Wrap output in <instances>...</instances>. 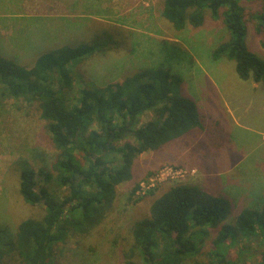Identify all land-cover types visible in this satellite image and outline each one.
<instances>
[{
    "label": "trees",
    "instance_id": "trees-1",
    "mask_svg": "<svg viewBox=\"0 0 264 264\" xmlns=\"http://www.w3.org/2000/svg\"><path fill=\"white\" fill-rule=\"evenodd\" d=\"M242 1L165 0L162 17L176 32L202 27L207 12L214 20L221 19L230 40L213 51V61H232L240 80L264 84V60L248 48V21ZM249 1L261 3L250 23L264 50V0ZM25 30L31 35V28ZM28 37L23 36L21 41L12 38L13 44L26 43ZM100 37H92L91 43L48 45L54 40L49 35L29 52L36 60L31 66L22 65L24 57L2 53L0 42V106L8 99L37 104L40 119L59 152L51 168L55 175L44 168L38 172L24 168L21 172L20 195L30 206L43 205L45 215L21 222L9 250L0 244V264H5L9 252L17 255L20 264H62L61 246L70 236L89 234L103 220L116 188L130 180L140 155L205 131L204 117L194 103L185 102L179 91L174 94L172 80L181 84V79L174 77L181 73L176 67L187 60L190 63V59L183 60L184 50L168 42L161 43L160 56L152 65L129 72L120 82L104 88L86 87L76 103L70 99L78 68L118 47L111 36ZM151 110L157 118L138 127L143 114ZM94 123L98 130L89 131ZM219 135L221 144L214 150L229 144L228 133L226 137L222 132ZM211 142L199 141L198 147L204 149L206 144L210 150L215 144ZM39 178L44 184L68 189V195L57 196ZM228 199L230 196L209 195L199 183L170 188L153 203L150 217L133 225V245L124 255L126 264H138L136 257L140 264H240L231 259L223 245H236L240 240L261 245L258 264H264L263 199L253 201L254 195L252 206L260 204L259 209L241 204L235 224L220 229L207 261L196 260L209 236L207 230L217 229L227 220ZM240 203L233 200V205Z\"/></svg>",
    "mask_w": 264,
    "mask_h": 264
},
{
    "label": "rangeland",
    "instance_id": "rangeland-1",
    "mask_svg": "<svg viewBox=\"0 0 264 264\" xmlns=\"http://www.w3.org/2000/svg\"><path fill=\"white\" fill-rule=\"evenodd\" d=\"M164 2L0 0V42L2 50L6 51L2 53L24 57V66H31L36 61L29 53L35 48H32V42L40 44L49 35H53L54 40L48 45L91 43L95 36H101V39L111 36L117 43V48L92 57L78 68L79 75H74L75 88L69 96L75 103L86 87L104 88L120 82L129 72L152 65L158 60L161 43L168 42L184 50L183 60L190 59V63L187 60L176 67L181 73L178 76L174 73V77L181 79V84L176 78V81L172 80L174 94L179 91L187 100L185 102L194 103L198 114L204 117L205 131L169 143L159 151H148L135 160L130 180L116 188L115 199L111 208L104 211L103 220L89 234L70 236L61 246L62 264H126L124 255L133 245V225L148 219L153 203L179 184L199 183L209 195L230 196L227 220L219 228L207 230L209 236L201 255L196 258L199 262L207 261L220 229L226 224H235L242 206L259 209L260 204L252 206L253 201L263 199L264 207V167L253 162L256 132L263 134L264 146V114H260V105L254 104L250 97L253 85L238 78L235 63L225 58L212 59L213 51L230 40V33L222 20L212 19L209 12L202 27H188L176 32L162 17ZM241 4L248 21V48L264 60L260 38L254 35L250 23L251 15L260 11L261 3L243 0ZM30 28H33V35L25 34V29ZM23 36L32 38L27 41L28 45L13 44L12 38L21 41ZM233 108L237 116H234ZM239 109L242 110L240 113ZM251 112L258 113V117ZM156 118L154 110L148 111L140 118L138 127ZM233 118L248 128L238 127ZM94 130H98L96 123L89 127V131ZM219 132L225 137L228 133L229 144L214 150L221 144ZM199 141L215 144L210 150L206 149L209 147L206 144L200 149ZM58 155L40 119L37 104L14 99L4 101L0 106V244L6 251L15 242L21 222L29 218L39 220L45 215L43 205L30 206L20 195L21 172L24 168L36 172L44 168L55 175L51 168ZM38 180L57 196L68 195V189ZM235 199L241 203L233 205ZM223 245L231 259L240 264H258L263 249L257 242L246 240H240L236 245ZM156 253H160L159 248ZM134 260L140 264L139 258ZM4 262L20 264L13 252L6 254Z\"/></svg>",
    "mask_w": 264,
    "mask_h": 264
},
{
    "label": "crops",
    "instance_id": "crops-1",
    "mask_svg": "<svg viewBox=\"0 0 264 264\" xmlns=\"http://www.w3.org/2000/svg\"><path fill=\"white\" fill-rule=\"evenodd\" d=\"M31 35H33V28H31ZM28 41H30V37H28ZM28 43L29 42L26 41L27 45H28ZM32 43H33V46H34L35 45L34 42H32ZM249 83L251 85H253V86L250 87L252 89V91L250 90L251 91L250 97H252V99L254 101V104L258 103L260 105V108H261V110L259 111L260 114H264V84L255 83V82H249ZM238 111H239L238 113H240L242 110L239 109ZM232 112H233L234 116H237L236 113L234 112V108L232 109ZM252 114H254L255 117H258V113H252ZM261 117H262V115H261ZM251 120H252V118H251ZM234 123L238 127H246V128H248L247 125H242V124L238 123V121H236L235 119H234ZM249 127H250V125H249ZM262 135L263 134L260 133V132H256L255 135H254L256 137V144H255L256 156L253 159V162L257 166H259V163H260L264 167V164H263L264 163V146H263L262 141H261ZM259 152H261V154H258Z\"/></svg>",
    "mask_w": 264,
    "mask_h": 264
}]
</instances>
